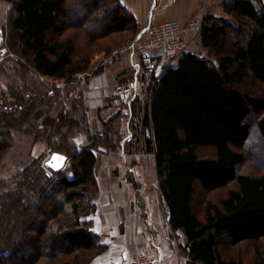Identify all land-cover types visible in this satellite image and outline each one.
<instances>
[{
    "label": "trees",
    "instance_id": "16d2710c",
    "mask_svg": "<svg viewBox=\"0 0 264 264\" xmlns=\"http://www.w3.org/2000/svg\"><path fill=\"white\" fill-rule=\"evenodd\" d=\"M9 1L13 3L11 30L0 43V56L17 48L40 75L67 81L87 70L88 60L74 59L75 39L60 37L69 0ZM80 1L69 12L71 23L89 38L108 40L109 51L117 47L118 34L129 32L136 37L139 23L121 0ZM223 6L240 26L206 13L201 47L224 51L229 27L243 40L233 52L218 56L216 64L186 52L177 67L160 77L149 102L136 111L135 103L131 104L132 133L120 145L126 151L136 140L145 152L154 154L169 224L185 234L182 250L190 264H244L223 256L219 238L232 246L264 239V173H238L246 161L264 172V97L234 86L248 77L264 82V0H230ZM11 92L0 106V152L10 143V130L27 125L41 130V117L61 98L55 87L43 95ZM66 117L61 114L58 122ZM73 131L69 127L63 136L52 137L37 165L12 179H0V264H72L62 259L70 255L80 264H90L102 250L91 221L78 216L80 201L97 188L98 147L94 142L80 149ZM108 132L94 138L105 139ZM203 147L212 148L214 157L201 158L197 150ZM53 153L65 155L69 165L60 171L50 169L45 157ZM232 182L236 187L220 204L210 203L200 218L193 207L196 184L214 192ZM20 225L24 228L14 235ZM255 258V264H264V249L257 246Z\"/></svg>",
    "mask_w": 264,
    "mask_h": 264
},
{
    "label": "rangeland",
    "instance_id": "374dc122",
    "mask_svg": "<svg viewBox=\"0 0 264 264\" xmlns=\"http://www.w3.org/2000/svg\"><path fill=\"white\" fill-rule=\"evenodd\" d=\"M79 2L81 1L69 0L67 2L65 14L63 16L65 30L63 34L60 35V37L64 38L72 36L75 39L77 49L75 51L74 59L79 61L88 60L89 67L87 70L70 78L69 81L65 80L63 87L58 88L49 77L40 75L25 58L17 53V48H15V52L9 50L7 55L0 56V106L5 100V96L11 94L12 90L16 91L18 89L19 95L24 94L26 96L29 94L43 95L51 87H55L61 91V98L54 103L50 111L41 117L39 121L40 127H42L41 130L38 131L36 128H33L29 125L25 126V128L20 126L18 129L10 130V143L2 152H0V179H12L24 169L37 165V158L45 155L48 152V149L53 142L52 137L63 136V134L69 130V127L70 129L74 130V141L80 149L84 147L83 145L85 141L87 142V145L95 142L98 147L96 152L99 153H101L100 149H104V151L107 153H116L121 148L120 145H122L123 142L121 138V132L124 131V123L122 124V120L110 119L107 126L104 127L103 125V130L98 133H92L84 106L83 91L78 90L80 79L86 78L84 75H86L87 72L92 69V67L96 66L99 61H104V57H107L105 55H108L113 51H109V46L107 45V42H109L108 40L104 38H89L83 29L74 28V25L70 20L71 17L69 12L72 11ZM257 7L259 6L257 5ZM12 8L13 3L11 1L0 0V43L3 41V38L4 40L5 37L7 39V36L11 30L10 17L12 15ZM225 18L237 24V21L233 20L229 15L226 14ZM237 26L240 25L237 24L235 27ZM140 27L141 26L139 25L138 30H140ZM2 29H4V32H2ZM232 29V27L227 28L231 35H229L226 40V48L224 51H210L208 49H203L200 45V35L197 34H191L192 39L188 40V50L193 53L208 57L216 64L218 56L222 55L224 52H233L236 46L235 44L243 40L242 36L238 35L237 33H233ZM133 40L134 36L129 32L118 34L117 39L115 40L117 47L114 49L116 50V48H119L120 50L122 47L128 46ZM100 67L105 68L104 64L99 66L98 69ZM146 85V92L143 96L145 101L148 102L152 97L154 86H149L148 84ZM234 86L247 94L264 97V82L258 81L253 77H248L244 79L242 83L234 84ZM75 94L76 96L74 98L69 97V95L71 96ZM63 97L67 107H61ZM67 99H69V101ZM141 101L143 100H140L139 94L132 101L133 104L135 103L133 106L135 111L137 109L139 110L141 105L143 106V104L140 103ZM125 108L127 109L126 105L118 108L116 107L114 110L117 112L120 110L125 111ZM61 114H65L67 117L66 119H60L58 122L57 117ZM16 115L19 116L18 114ZM61 122H63V126H60ZM107 130L110 131V133L108 132L109 134H105L107 135L105 139L96 140V138H94L95 134L106 133ZM135 133L136 134L134 138H137V134L139 132L136 131ZM134 142V144L130 143L127 146L126 152L133 155L132 163L139 161L142 162L144 160L143 163L145 164L143 172L146 176L147 186L145 190L143 189L141 191L137 188L135 193L130 192L128 196H133L134 194L139 200V203L142 202L139 206L142 208L144 217H139L133 221L130 219H116L113 222L112 220H109V225H112L111 223H113L112 226L116 227L115 233L112 234V230H105V235L99 234L98 243L100 244L104 241H107V243H110L109 247L111 248L109 249L108 247H102V250L99 253L92 256L90 264H102L105 262L107 263L112 258L124 257L125 255L131 256L136 252L135 250L140 251V249L136 248L133 253H124L126 252V249L132 246L130 244L131 241H136L138 244H141L142 247L145 241L147 239L149 240V238H153V240L149 241V246H152V248L155 249V256L162 255L163 258L166 259L165 248H167L170 250L171 254L175 256L180 255L183 258H186V263L190 264L188 257L182 250L186 242L185 234L183 231L173 230L169 224L168 209L161 196L160 177L157 173L154 154L151 153L148 155L149 152H145L142 143L137 144L136 140H134ZM197 153L201 158L214 157V150L210 147L199 148ZM48 157L49 155H46L45 158L48 159ZM69 163L70 160H68L67 165H69ZM100 166L102 168V165L97 163L95 172L98 183L97 188H91L89 191L90 194L85 196L80 201L81 204L83 203V205L79 209L78 215L81 219L90 220V224L93 229L95 224H99L100 221L103 223V225H106L104 223L105 212L111 210V208H113L115 205L113 204L111 196L115 195L117 197V194L113 193L112 190L103 187L106 179L110 181V173L108 177L103 173L104 175L100 177L102 184H100L98 179L100 174L98 176L97 173V168H100ZM238 173L261 175L264 172L253 166L250 162L246 161L238 168ZM234 187H236V184L232 182L214 192H205L199 188L198 184H196L193 207L197 215L200 218H204L206 214V207L210 203L220 204V201L227 196L229 190ZM124 195H126V193H124ZM146 196L149 197L151 202L144 200ZM120 208L122 213V216L120 217H126V211L128 214H130L129 202L122 204ZM150 208H153V212L155 214L154 223H156V227H153V230H151L150 226L145 223L144 219L147 218ZM29 215H32V213ZM70 217L73 219V215H70ZM92 217L95 219H92ZM121 223H126L127 226L124 224L122 225ZM20 228L24 227H22V225L18 226L15 230L16 232L14 231V235H16V233L21 230ZM31 229L32 228H30L28 231L32 232ZM157 238H160L159 244L156 242ZM218 246L225 258H236L241 260L244 264H255L256 247L259 246L264 249V239H261L258 243L244 242L237 246H232L229 243V240L225 238H219ZM62 259L63 261H69L72 264H80L79 262L74 261L73 255L65 256Z\"/></svg>",
    "mask_w": 264,
    "mask_h": 264
},
{
    "label": "crops",
    "instance_id": "0c3cea01",
    "mask_svg": "<svg viewBox=\"0 0 264 264\" xmlns=\"http://www.w3.org/2000/svg\"><path fill=\"white\" fill-rule=\"evenodd\" d=\"M121 1L126 9L137 19L139 25L141 26L136 37H134V40H138L144 35L146 29L154 22L175 19L179 21L180 24L185 25L191 16L200 12H203L204 15L206 13H209L216 17L225 18L226 13L224 11L223 5L225 2H228L230 0ZM186 39L191 40V34L187 33ZM105 56L107 57H104V61H99L96 66L92 67V69H90L89 72L84 75V77L86 78L80 79L78 90L83 91L84 106L87 119H89L91 132L98 133L103 130V124L109 122L110 119H121L122 124L124 123V131L121 132L123 145L124 142L131 136V104L126 105L127 109L125 108V111L120 110L119 112H117L116 110H114L116 107H114L110 101L109 92L117 85H128L136 83L139 85V98L140 100H143L141 101V103L145 105L147 102L145 101L143 95L146 92V84L148 83L147 79L140 69L138 57L134 49L128 47L126 50L121 51L119 50V48H116V50L114 49L112 52ZM102 64H104L105 68L101 72L95 73L94 71H96ZM177 65L178 63H176L173 67H177ZM75 96L76 94L71 96L69 95L70 98H74ZM64 97L62 98L61 107H67L66 102H64ZM67 100L69 101V99ZM86 145L87 142L85 141L83 146L85 147ZM100 150L101 153L96 152V155L98 157V164L102 165V168L101 166L100 168H97L98 176L100 174L98 179L100 181V184H102L100 177H102V175L104 174H106L108 177L110 173V181L106 179L103 187L112 190L113 193L117 194V197L115 195L111 196L113 204L115 205L113 206V208H111V210L105 212L104 223L106 225H103V223H101L100 221L99 224H95L94 231L97 234L105 235V230H112V234H114L116 227L112 226L113 223H111L112 225H109V220H112L113 222L116 219H130L131 221H133L138 219L139 217H144L142 208L139 206L142 202L139 203V200L135 197L134 194L133 196H128V194L130 192L135 193V190L137 188L140 189V191L143 189L145 190L147 186L146 176L143 172L145 163H143L144 160L142 162L139 161L132 163L133 155L128 154L123 147H121L116 153H107L104 151V149ZM150 154L151 153H149L148 155ZM107 183L109 186L107 185ZM124 193H126V195H124ZM144 200L147 202H151L148 196H146ZM128 202L130 206V214H128V212L126 211V217L122 218L120 217L122 216L120 206ZM92 219L95 218L92 217ZM144 219L145 223L150 226L151 230H153V227H156V223H154L155 214L153 212V208H150L147 218ZM121 224L123 225L124 223ZM124 225L127 226L126 223ZM150 240H153V238H149V240L147 239L142 247L141 244H138L136 241L132 240L130 243L132 246L129 245L130 248L126 249V252L124 253H133L134 250L138 248L140 249V251L135 250V253L144 252L155 256V249H153L152 246H149ZM156 242L159 244L160 238H157ZM109 244L110 243H107V241H104L100 243L99 246L108 247L110 249L111 247H109ZM165 249L166 257H164L166 259H164V264H187L186 258H183L180 255L175 256L171 254L170 250H168L167 248ZM125 257L130 256L125 255L124 257H118L119 259L112 258L107 263L105 262L102 264H118L119 261Z\"/></svg>",
    "mask_w": 264,
    "mask_h": 264
},
{
    "label": "built area",
    "instance_id": "2783aa9c",
    "mask_svg": "<svg viewBox=\"0 0 264 264\" xmlns=\"http://www.w3.org/2000/svg\"><path fill=\"white\" fill-rule=\"evenodd\" d=\"M203 12L191 16L185 25L175 19H168L152 23L144 35L133 40L126 47L135 50L140 69L147 79L148 85L155 86L163 73L179 62L188 50L186 34L200 35L203 26ZM50 78V77H49ZM60 88L64 86L63 78H50ZM139 85H117L109 92V98L114 107L129 105L139 94ZM162 255L153 256L144 252H137L125 257L118 264H164Z\"/></svg>",
    "mask_w": 264,
    "mask_h": 264
},
{
    "label": "water",
    "instance_id": "95a60500",
    "mask_svg": "<svg viewBox=\"0 0 264 264\" xmlns=\"http://www.w3.org/2000/svg\"><path fill=\"white\" fill-rule=\"evenodd\" d=\"M67 162H68V159L65 155L61 153H53L47 159L46 165L54 171H60L66 167Z\"/></svg>",
    "mask_w": 264,
    "mask_h": 264
}]
</instances>
